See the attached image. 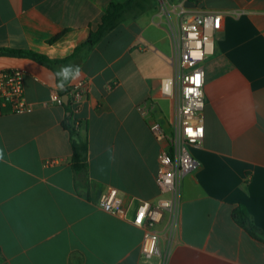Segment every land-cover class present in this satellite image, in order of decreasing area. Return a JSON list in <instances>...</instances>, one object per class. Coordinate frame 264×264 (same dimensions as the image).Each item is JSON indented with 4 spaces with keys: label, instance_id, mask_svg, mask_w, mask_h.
<instances>
[{
    "label": "crops",
    "instance_id": "1",
    "mask_svg": "<svg viewBox=\"0 0 264 264\" xmlns=\"http://www.w3.org/2000/svg\"><path fill=\"white\" fill-rule=\"evenodd\" d=\"M123 1L0 0V49L63 60L96 30L110 2ZM191 9L222 15L213 55L203 62L204 138L189 149L197 167L180 181L173 238L168 244L165 215L157 227L159 254L151 259L140 255L142 230L130 221L140 201L159 196L154 174L162 143L147 122L166 127L172 116L160 94L171 72L157 75L144 49L164 52L167 32L156 11L120 24L79 67L0 56V70L23 71L33 108L0 112V264H264V0H201ZM65 67L67 79L58 75ZM86 80L92 87L76 115L87 143L81 177L62 127L65 107L49 96ZM147 102L150 118L137 111ZM49 159L56 164L46 166ZM109 188L128 208L127 220L98 208ZM238 206L258 238L232 220Z\"/></svg>",
    "mask_w": 264,
    "mask_h": 264
},
{
    "label": "built area",
    "instance_id": "2",
    "mask_svg": "<svg viewBox=\"0 0 264 264\" xmlns=\"http://www.w3.org/2000/svg\"><path fill=\"white\" fill-rule=\"evenodd\" d=\"M200 1L156 0V16L165 27L171 45V74L161 81L160 94L170 100L172 116L166 127L153 118L147 122L150 134L162 143L157 153L154 174L159 196L154 201H140L130 221L134 227L142 230L140 255L145 259L159 254L157 227L165 215L168 244L173 238L178 220L180 181L197 167L189 149L200 145L204 138L203 62L213 55L214 38L221 29L222 15L201 9L193 11L191 6L195 8ZM23 74L17 68L0 70V112L14 115L32 112L33 108L25 98ZM91 87L92 82L86 80L68 85L63 94L52 91L49 96V102L58 106H64L62 97L67 96L72 127L78 131L82 122L76 115ZM152 108L147 102L138 106L137 111L145 118H150ZM56 162L49 159L44 164L52 166ZM97 206L106 214L127 220L128 208L123 206L114 188H109L99 196Z\"/></svg>",
    "mask_w": 264,
    "mask_h": 264
},
{
    "label": "trees",
    "instance_id": "3",
    "mask_svg": "<svg viewBox=\"0 0 264 264\" xmlns=\"http://www.w3.org/2000/svg\"><path fill=\"white\" fill-rule=\"evenodd\" d=\"M178 1V0H169ZM156 0H124L123 2H110L106 12L101 17L96 30H91L84 43L78 46L74 52L63 60H50L47 57L28 51V50H13L7 48L0 49V56H16L30 59L46 67H52L57 64L74 61L75 67L81 66L91 50L98 44L109 32L113 31L120 24L128 20L135 19L137 16L156 9ZM60 35L55 36L50 42L56 41ZM66 114L62 127L68 131L71 137L72 150V169L75 174H80L81 177L86 175V155L87 143L79 136V131L72 127V113L70 104L64 105ZM232 220L250 236L258 238V229L253 225L247 211L238 206L231 213ZM264 242V234L261 237Z\"/></svg>",
    "mask_w": 264,
    "mask_h": 264
},
{
    "label": "rangeland",
    "instance_id": "4",
    "mask_svg": "<svg viewBox=\"0 0 264 264\" xmlns=\"http://www.w3.org/2000/svg\"><path fill=\"white\" fill-rule=\"evenodd\" d=\"M180 0L176 1L179 2ZM163 50L164 52L162 55L159 57L158 54L154 50H152V47H144L145 49V55L150 59L152 63V67L154 70L157 72V75L159 76H166L169 75L171 72V68L169 65V57L171 54V45L169 38L167 34H164L163 37ZM165 115L169 116V109L166 108L165 110ZM167 238V236H166Z\"/></svg>",
    "mask_w": 264,
    "mask_h": 264
},
{
    "label": "clouds",
    "instance_id": "5",
    "mask_svg": "<svg viewBox=\"0 0 264 264\" xmlns=\"http://www.w3.org/2000/svg\"><path fill=\"white\" fill-rule=\"evenodd\" d=\"M69 74H70V69L68 67L62 68L58 73V75L62 76L64 79H67L69 77ZM79 74H80L79 69H76L75 75L78 76Z\"/></svg>",
    "mask_w": 264,
    "mask_h": 264
},
{
    "label": "water",
    "instance_id": "6",
    "mask_svg": "<svg viewBox=\"0 0 264 264\" xmlns=\"http://www.w3.org/2000/svg\"><path fill=\"white\" fill-rule=\"evenodd\" d=\"M62 102H63V105H67L68 104V98H67V96H63L62 97Z\"/></svg>",
    "mask_w": 264,
    "mask_h": 264
},
{
    "label": "snow or ice",
    "instance_id": "7",
    "mask_svg": "<svg viewBox=\"0 0 264 264\" xmlns=\"http://www.w3.org/2000/svg\"><path fill=\"white\" fill-rule=\"evenodd\" d=\"M141 215H143V214H141Z\"/></svg>",
    "mask_w": 264,
    "mask_h": 264
}]
</instances>
